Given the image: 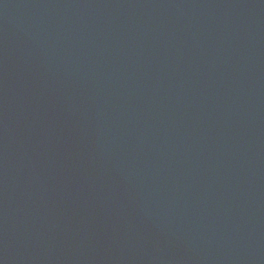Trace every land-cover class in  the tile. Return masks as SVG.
<instances>
[{
	"label": "water",
	"instance_id": "95a60500",
	"mask_svg": "<svg viewBox=\"0 0 264 264\" xmlns=\"http://www.w3.org/2000/svg\"><path fill=\"white\" fill-rule=\"evenodd\" d=\"M0 264H264V0H0Z\"/></svg>",
	"mask_w": 264,
	"mask_h": 264
}]
</instances>
